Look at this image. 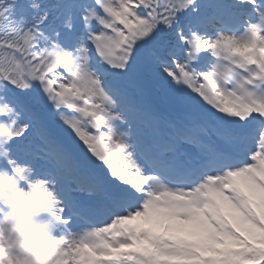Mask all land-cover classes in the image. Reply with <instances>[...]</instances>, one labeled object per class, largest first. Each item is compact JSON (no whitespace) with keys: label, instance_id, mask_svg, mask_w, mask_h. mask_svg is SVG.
Instances as JSON below:
<instances>
[{"label":"snow or ice","instance_id":"1","mask_svg":"<svg viewBox=\"0 0 264 264\" xmlns=\"http://www.w3.org/2000/svg\"><path fill=\"white\" fill-rule=\"evenodd\" d=\"M0 264H264V0H0Z\"/></svg>","mask_w":264,"mask_h":264}]
</instances>
